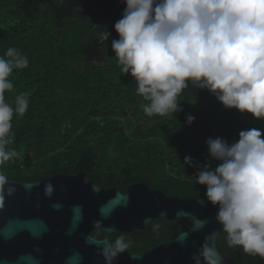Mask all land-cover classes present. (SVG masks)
I'll list each match as a JSON object with an SVG mask.
<instances>
[{
    "label": "trees",
    "instance_id": "1",
    "mask_svg": "<svg viewBox=\"0 0 264 264\" xmlns=\"http://www.w3.org/2000/svg\"><path fill=\"white\" fill-rule=\"evenodd\" d=\"M118 35H98L89 6L62 0H0V55L8 47L26 54L29 67L14 70L13 88L5 100L28 93V110L14 115L13 142L17 156L0 166L9 178L35 180L53 171L84 170L90 178L125 191L146 181L174 195L206 199V187L196 184L199 166L214 170L219 161L209 155L207 140L231 144L239 132L257 128L264 120L226 109L207 89L189 86L179 112L148 116L130 74L121 75L111 48ZM195 120L190 125L187 117ZM185 157L192 163L186 164ZM190 218L157 217L143 229L110 233L124 235L129 247L122 254L143 252L188 227ZM92 233L104 236L105 231ZM220 249L235 264H264L240 246L229 247L221 231Z\"/></svg>",
    "mask_w": 264,
    "mask_h": 264
},
{
    "label": "clouds",
    "instance_id": "2",
    "mask_svg": "<svg viewBox=\"0 0 264 264\" xmlns=\"http://www.w3.org/2000/svg\"><path fill=\"white\" fill-rule=\"evenodd\" d=\"M122 2L126 7L114 24L119 38L111 48L121 75L134 78L137 95L147 102L142 104L146 115L181 111L178 98L191 85L207 89L226 109L264 120V0ZM28 67L27 55L18 48L8 47L0 55V166L17 156L6 146L13 142L14 115L24 116L29 104L28 93L17 95L14 107L6 102L5 93L13 88L9 77ZM194 120L187 117L189 125ZM207 144L219 163L214 170L209 164L197 166L195 183L206 187L229 247L264 257V134L251 128L241 130L234 143L209 138ZM185 163L192 158L185 157ZM8 181L0 172V206ZM14 191L7 187L8 195ZM52 192L49 183L45 193ZM128 247L120 235L105 241L100 255L105 264H113ZM192 259L194 264H222L207 244Z\"/></svg>",
    "mask_w": 264,
    "mask_h": 264
},
{
    "label": "water",
    "instance_id": "3",
    "mask_svg": "<svg viewBox=\"0 0 264 264\" xmlns=\"http://www.w3.org/2000/svg\"><path fill=\"white\" fill-rule=\"evenodd\" d=\"M62 1L89 6L99 36L118 35L114 24L126 7L122 0ZM49 183L50 196L45 193ZM8 186L15 189L11 195ZM74 209H79L76 219ZM216 212L198 196L174 195L146 181L133 182L123 191L99 184L84 170L53 171L35 180L9 178L0 206V264H105L100 250L105 241H112L110 233L143 229L157 217L192 222L146 251L120 254L113 264H194L193 254L205 244L222 264H235L219 247L222 226ZM93 229L106 234L94 235Z\"/></svg>",
    "mask_w": 264,
    "mask_h": 264
},
{
    "label": "snow or ice",
    "instance_id": "4",
    "mask_svg": "<svg viewBox=\"0 0 264 264\" xmlns=\"http://www.w3.org/2000/svg\"><path fill=\"white\" fill-rule=\"evenodd\" d=\"M74 211L77 213V217H74V219L78 218L79 209H74Z\"/></svg>",
    "mask_w": 264,
    "mask_h": 264
}]
</instances>
